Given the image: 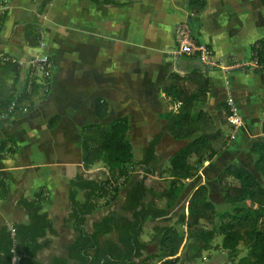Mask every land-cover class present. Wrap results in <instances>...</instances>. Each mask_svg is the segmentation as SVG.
Masks as SVG:
<instances>
[{
	"label": "trees",
	"instance_id": "1",
	"mask_svg": "<svg viewBox=\"0 0 264 264\" xmlns=\"http://www.w3.org/2000/svg\"><path fill=\"white\" fill-rule=\"evenodd\" d=\"M52 0H44L38 13L42 14ZM97 5L115 3L91 0ZM264 5V0H260ZM116 4V3H115ZM206 0H188L193 14L202 12ZM8 15L0 12V33ZM24 37L30 47H39L44 35L38 19L26 23ZM177 70H170L160 91L171 108L160 112L164 130L150 139L143 155L135 159L132 125L129 114L109 122H89L81 127L80 162L89 170L102 162L106 177L102 180L76 173L69 180V218L77 235L67 245V255H54L41 262L37 255L48 243L41 241L47 234L57 235L48 211L49 190L41 186L32 199L22 194L17 205L27 212L28 221H12L0 228V264H197L210 251L218 235L226 252L221 264H264V139L254 141L250 152L255 156L250 168L227 164L217 176L227 206L220 208L209 196V187L199 183L189 194L181 211L171 209L186 188V181L198 175L206 161L212 160L227 147L231 129L228 120L232 111L226 101L208 107L212 82L201 61L193 55L179 56ZM257 60L254 72L264 71V37L251 44V60ZM249 67V66H247ZM249 69V68H247ZM23 66L9 54L0 55V118L11 117L25 108L35 106L51 89V78L40 79L29 74L22 82ZM93 111L98 120L109 116V100L97 97ZM61 120L56 114L48 120L51 128ZM264 133V121L262 122ZM181 141L168 157V185L161 190L147 184L148 176L158 175L161 158L157 147L162 136ZM18 150L12 136L0 139V160ZM141 176L125 192L122 212L112 209L92 223L87 230V217L97 209L110 206L123 186L133 181V173ZM11 183L0 173V202L11 195ZM81 191L82 198H79ZM149 197V200L146 198ZM150 227L153 238H159V252L144 256L147 242L142 239ZM240 244L247 251L241 255Z\"/></svg>",
	"mask_w": 264,
	"mask_h": 264
},
{
	"label": "crops",
	"instance_id": "2",
	"mask_svg": "<svg viewBox=\"0 0 264 264\" xmlns=\"http://www.w3.org/2000/svg\"><path fill=\"white\" fill-rule=\"evenodd\" d=\"M7 1L8 5L6 4V8L8 9V15L0 33V45H6V48L8 47L9 49L2 50L0 55L6 53L19 61H22L18 56L19 49L30 52L42 48L30 47L26 43L24 37V27L26 23L37 18L38 25L42 29L43 18H47L51 12L54 11L55 15H52L57 18V15L60 16V14H66L69 11L70 13L67 14L72 18V14H76V8H78L75 5H69L65 12H62V10H54L53 8L56 4V0H52L47 5L44 12L39 14L38 10L44 0H6L5 2ZM110 1L116 4L108 3L97 5L91 1V4H88L87 7L106 12L105 18L110 20L111 16L113 18L112 22H117L122 17L120 20L126 25H131L132 23L134 26L136 25L135 33L142 31L146 33V35L143 45L140 41L136 43L133 42L134 44L128 48L129 55L125 52V49H120L117 51V56L110 55L108 57L109 51L103 45V38L101 42L91 40L90 42L87 41L86 43L76 44L69 48V50L72 49V53H75L76 50H81L82 53L89 52L93 55V58H95V65H98L97 62L100 63V73L91 75V79L93 80L90 84L92 91L89 94V99L92 106L97 97H106L109 100V116L113 112L111 108H128L127 111L118 115L129 114L130 118L131 113L133 114L131 109L133 111L136 108L145 109L146 107L147 109L149 103H160L161 97V99L165 101L167 108H171L168 99L161 93L160 86L170 70H177L179 56L185 54L178 51V43L176 40V30L182 27L186 29L194 39L209 44L214 49L215 56L221 62V65L216 67H208L204 64L203 66L212 82V91L208 98V107L213 110L218 102L225 101L228 96H232L242 118V124L244 122L243 126L235 127V129L232 127L230 129L234 130L231 135L228 133L229 140L234 141L238 138L245 139L246 137H251L248 129V124L251 122H257L258 127H262V122L264 121V102L260 94L262 86H256L254 81L264 76V71L257 73L251 69L238 68L242 63H248L251 60V44L256 39L264 37V5L260 0H206L207 4L204 10L198 14H193L189 11L187 6L188 0H172L170 4L171 9L167 8L164 11H162L159 4L155 3L153 0ZM0 2H2V0H0ZM74 2L76 1L74 0ZM17 8L19 12L16 11ZM27 11L31 14L28 15ZM166 12H168V15L170 14V22L158 28L157 24L165 20L164 14H166ZM142 17L144 20H142ZM55 22L56 23L53 24L55 26H60V28L64 25L60 24L61 22L58 23L56 20ZM68 23V26L71 25V27L74 28L80 27L76 22ZM44 28L47 30L49 29L46 26H44ZM87 28H89V26L85 24L84 30L87 31ZM42 32L45 40L46 32H44L43 29ZM105 37V42L109 45V36L105 35ZM110 41L111 43H118L119 47L126 43H132L131 37L127 35V33L110 35ZM98 45L101 46L102 53L104 54V56H100L101 59H99V55H97L96 46ZM158 49L161 51H158ZM64 50L65 49L62 47L58 49H53L52 47V49L47 52L52 58L53 65L55 61L57 62V60L59 61L62 59ZM24 56L27 57L25 64H28V58L32 57V55H27L26 53ZM223 56L227 58V64L222 61ZM25 64L22 71V82H24L30 74V71H25ZM58 64H60V62H58ZM61 65L62 64H60L57 70L54 66V87L50 89L48 95L35 106L22 110L32 111L31 114L25 116L26 119H23V123L19 124V127L27 124L30 129L29 137L25 140V145H23L19 137V131H17L16 127L17 122L15 121L17 115L22 111H19L11 117L0 118V139L12 136L18 143V150L14 155L7 159L0 160L1 174L6 175L10 179L8 175L9 171H16L24 178V183H22V187L20 188L22 191L19 190V195H15V203H17L20 195H26L27 191L25 188L27 186L32 187V191L34 190L33 196L36 191L35 188L46 186L49 190L51 199L54 200L52 185L58 188L60 185L64 184V193L67 194L68 197L70 178L76 173L84 175L81 171H76L75 164L60 162L56 157L60 155L61 149L63 152L66 151L67 147L64 143L65 140H70L72 150L68 153H64L63 157H75L76 142L73 125L77 122L76 119H81L82 121L85 118L80 114L76 115V108L70 105V103H67L68 98H57V95L78 92L76 86L82 83V81L79 80L80 78L77 79L78 75L69 71L68 61L64 62L63 67ZM135 67L142 69L137 72L133 71V73H131L132 75H130L129 70ZM230 70L236 71V77L234 79H229L228 77V73H231L229 72ZM254 75L259 78H254ZM67 86L69 89L66 88ZM122 89L125 93H123ZM111 94H113V96L115 94L116 96L111 99ZM130 95L133 97L130 98ZM57 104H59V106L63 105L69 111L62 112L59 110L56 114L61 115V120L55 127L51 128L48 124V120L56 115H51L55 112L52 111L51 106L54 108L58 106ZM55 110L57 111V108ZM137 114L138 112H136L135 118H137ZM139 114L141 115L140 112ZM142 114L143 117H148L145 115L146 113L144 111ZM95 118L97 117L95 116ZM159 118L161 119L160 115ZM12 121L14 124L11 123ZM40 121L46 122L47 130L38 133L37 128L38 122ZM162 122L164 126V121L162 120ZM246 122H248L247 126H245ZM147 124H151V120H149ZM261 133L264 135L262 129ZM164 134L167 133L165 132ZM253 142L254 141H252V143ZM21 151H26L28 155L36 151L34 156H40L49 151L55 156V160L54 163H50L49 160H47V163H43L40 167L34 166L35 164L29 158L17 164L8 162L7 167L1 165L2 162L11 160L12 157L16 156ZM226 151V153H231L227 148ZM80 164L82 165L81 162ZM11 168L14 169L11 170ZM71 169H75L73 175H70V172H68L71 171ZM38 172L43 174V177H39ZM87 177L96 178L93 176ZM12 195L13 189L10 196ZM26 196L29 199L33 198L32 195ZM78 197L82 198L81 191H79ZM68 205L70 209L69 200ZM25 217V219L17 221L27 222V212Z\"/></svg>",
	"mask_w": 264,
	"mask_h": 264
},
{
	"label": "rangeland",
	"instance_id": "3",
	"mask_svg": "<svg viewBox=\"0 0 264 264\" xmlns=\"http://www.w3.org/2000/svg\"><path fill=\"white\" fill-rule=\"evenodd\" d=\"M6 1V0H5ZM2 0V4L6 6L8 5V1L5 2ZM56 0V4L54 6V10H62V12H65L67 7L69 5H75L78 8L76 14H72V18H70L69 11L66 14H60L57 15L58 17H54L55 12H51L47 16V18H43V30L46 32L45 36V42L42 48H38L37 50L34 51H22L18 50V56L19 59L22 60L24 66L26 58L24 55L27 53L31 54L32 56H43L45 53L50 51L53 47V49H58V48H63L65 49L62 53V59L57 62L55 61L54 66L55 69L59 68L60 64L63 67L64 62L68 61V69L70 72L78 75V78L80 81H82L81 84H79L77 87L78 92H73L69 94H62V95H57V98H68L67 103H70L73 107L76 108V115H81L82 117H85L82 121L81 119H76L77 122H75L74 129H75V142H76V147H75V157L69 156L70 158H67L66 156L63 157L64 153H68L72 150L71 148V142L70 140H65L66 144V151H60V155L56 156L57 159L60 162H67V163H73L75 164L76 171H81L85 176H93L98 179H104L106 177V169L103 166L102 162H97L95 165L92 166L91 169L89 170H84L82 165L80 164V140H81V127L88 123V122H109L117 117H119L118 114L125 112L128 110V108H121V109H114L111 108L112 114L108 116L104 120H98L95 118L94 112H93V106L91 105L90 99H89V94L92 91V88L90 87V84L92 83L91 75H95L97 73H100V63L97 62L98 65H95V61L93 58V55H91L89 52H81V50H76L75 53H72L73 51L69 50L71 46H74L76 44H81V43H86L87 41L90 42L91 40H95L98 42H101V39L103 38V45L105 48L108 49V57L111 56H117V51L120 49H125V52L128 53L129 47L134 44L133 42H144V37L146 33H143L140 31L139 33L136 32V28L133 25H126L122 20L119 19L117 22H112L113 18L110 16V20L106 19V12H102L101 10H94L90 9L88 4H91L90 0ZM155 3L159 4V7L162 11L166 10L167 8L171 9V2L172 0H153ZM19 8V7H18ZM17 8V12H19V9ZM27 14H31L30 12L27 11ZM26 14V15H27ZM53 14V15H52ZM109 14V13H108ZM169 16L168 12L164 14L165 20L159 22L157 24L158 28L164 26L167 24L169 21ZM58 21L60 24H64L63 27L60 28V26H55L53 23ZM142 20L144 18L142 17ZM68 22H73L77 23L80 25L79 28H74L71 27V25ZM57 23V24H58ZM89 26L87 28V31L84 30V25ZM46 26L49 28L48 30L44 28ZM86 27V26H85ZM71 28V30H70ZM177 32V30H176ZM124 34L127 33L131 37L132 43H126L122 46L119 47L118 43H111L110 41V35H117V34ZM54 35V36H53ZM105 35L109 36V45L108 43L105 42ZM177 35V33H176ZM168 46V44H167ZM166 46V47H167ZM97 48V55L102 57L104 54L102 53L101 46L98 45L96 46ZM8 48V47H7ZM6 45H0V52L2 50L7 49ZM9 49V48H8ZM158 51H161L158 49ZM52 53V52H51ZM129 55V53H128ZM176 55V54H173ZM29 57L28 59H30ZM55 58V56H54ZM217 58V57H216ZM226 57H222V61L227 64ZM56 60V59H55ZM60 62V64H58ZM142 66H143V61H142ZM249 66V67H247ZM61 67V68H62ZM26 70L29 71L28 64H25L24 67ZM238 68H249L247 70H253L254 66H252L251 61L248 63H242ZM54 69V67H53ZM142 68L135 67L131 68L129 70V74L132 75L131 73L140 71ZM228 73L229 79H234L236 77V71L235 70H230ZM26 73V72H25ZM99 75V74H98ZM96 78V76H95ZM254 78H259L258 76L254 75ZM41 79V78H40ZM115 80V79H114ZM130 83V82H129ZM254 84L258 87L262 86V90L260 92L263 102H264V76H261V78L257 79V81H254ZM54 87V77L52 75L51 77V88L53 89ZM69 89V87H66ZM123 93L125 91L122 89ZM111 99L115 97L116 95L111 94ZM133 96L130 95V98ZM162 98V97H161ZM160 98V103L158 104H152L149 103L148 108H136L134 111L131 109L133 114L131 113V122H132V129L133 133L131 136L132 139V144L134 148V155L135 159L139 160L142 155H143V148L147 145L149 139L153 136H155L159 131L163 130V122L159 118V112H162L167 108V105L165 104V101ZM70 100V101H69ZM58 106H55L54 108L51 106L52 111H55L53 114L58 113L59 110L62 112L67 110L63 105L57 104ZM157 105V106H153ZM57 108V111L55 110ZM78 110V111H77ZM141 110V111H140ZM143 111L146 113L145 115L148 117H143ZM32 111H22L17 115V119L15 120L17 122V131H19V137L21 138V141L23 145H25V140L29 137L30 129L28 128V125H24L22 127H19L20 123H23V119H26L25 116L28 114H31ZM138 112L136 115L137 118H135V114ZM141 113V115L139 114ZM133 115V117H132ZM121 116V115H120ZM3 118V117H2ZM151 120V124H147V122ZM12 124L13 121L11 122ZM248 122L245 123V126H247ZM241 124L240 126H243ZM47 124L44 121L38 122V128L37 132H43L47 130ZM238 127V126H234ZM233 129V130H234ZM248 129L250 131V136L251 137H246L245 139H236L234 141H228L229 145L226 147L228 150H230L231 153H226V148L222 150L219 154H217L212 160L206 161L198 173L197 176L192 178L191 180L188 179L186 182V188L184 189L183 193L181 194L178 202L176 205L171 209V212L173 211H181L182 208L185 206L187 198L191 191L199 184V183H205L209 187V196L210 199L213 200L220 208H225L227 206V202L224 197V193L221 192L218 181H217V176L218 173L229 163H236L240 164L243 166H246L256 172L255 166H254V160L255 156L250 152V144L252 141L256 140H262L264 139V135L261 133V128L258 127L257 122H251L248 124ZM2 130V129H1ZM224 130L227 133L232 134L233 130L228 129L227 127H224ZM3 132V131H1ZM182 144L181 141L175 140L171 138L167 134H163L162 136V141L157 147V153L159 154L161 161L157 165L158 169V175H151L148 176L147 178V184L150 186L155 187L158 190L164 189L168 183H167V178H168V157L170 154L180 145ZM36 154V151L31 154H27L26 151H21L19 152L16 156L12 157L11 160L9 161H4L2 162L1 165L7 167L8 162H11L12 164H17L22 161H26L25 159H30L32 162L35 164L34 166L40 167L42 166L43 163H47V160H49L50 163H54L55 156L51 152H46V154H41L40 156H34ZM73 158V159H71ZM53 165V164H51ZM14 168H11L13 170ZM8 170V169H7ZM70 172V175H73L75 172V169ZM256 174L259 176V174L256 172ZM8 175L10 176V182H11V188L13 189V195L9 196V198L5 201L0 202V228L9 222L12 221H17V220H23L25 219L26 211L23 210L20 206L17 205V203L14 202L15 195H19V190L22 187V183H24V178L23 176H20L18 172L16 171H9ZM39 177H43V174L38 172ZM141 176L139 172L133 173V181L122 187L121 193L118 196L117 200L113 202L110 206L104 207L101 209H97L93 214L89 215L87 217L85 227L86 229H91L92 223L95 219L101 217L104 215L107 211L115 209L120 212L121 210V202L124 198L125 192L129 189V187ZM35 182V181H33ZM43 184V183H42ZM41 185V184H40ZM52 185V184H51ZM59 185V183H58ZM38 187V186H37ZM40 188V187H39ZM39 188H35L36 191ZM26 195H32L33 197V191L32 187L27 186L25 188ZM22 191V190H20ZM35 191V192H36ZM12 192V191H11ZM52 193L54 194V200L51 199L50 201L45 205L44 209L48 211L49 216L53 220L55 227L57 229L58 234H47L45 238H43L41 241H45L46 239H49L50 242L48 245H46L42 250L37 255V259L40 260L41 262H47L51 259L52 256L54 255H67V245L68 243L76 236V232L73 230V220L69 218V205H68V197L67 194L64 193V184L60 185L58 188L53 187L52 185ZM146 200H149V197L146 198ZM4 202V203H3ZM154 231L150 228L147 227L144 230V233L142 235V239L147 242L146 249L144 251V256L150 255L152 253L159 252V238H153ZM223 236L218 235L213 243L212 246L213 248L210 251H207L204 253L203 260L200 262H197V264H221L225 261L226 259V252L221 249L220 244L222 242ZM241 248V255L245 254L247 251L243 248V244H240Z\"/></svg>",
	"mask_w": 264,
	"mask_h": 264
},
{
	"label": "built area",
	"instance_id": "4",
	"mask_svg": "<svg viewBox=\"0 0 264 264\" xmlns=\"http://www.w3.org/2000/svg\"><path fill=\"white\" fill-rule=\"evenodd\" d=\"M6 9V6L0 2V12ZM176 40L178 43V51L188 55L196 56L202 64L208 67H216L221 65L220 60L215 56L214 49L207 43L194 39L191 34L184 28L180 27L177 30ZM45 40L39 47H43ZM16 59L13 57V60ZM19 61V60H18ZM23 64L22 61H19ZM252 66H257V60L251 61ZM28 67L30 74L37 78L46 79L51 78L53 75V61L48 53L43 56H32L28 60ZM225 101L230 107L232 113L228 116V120L234 126H240L242 124V118L239 114L238 108L235 104V100L232 96H228Z\"/></svg>",
	"mask_w": 264,
	"mask_h": 264
},
{
	"label": "water",
	"instance_id": "5",
	"mask_svg": "<svg viewBox=\"0 0 264 264\" xmlns=\"http://www.w3.org/2000/svg\"><path fill=\"white\" fill-rule=\"evenodd\" d=\"M28 217V216H27Z\"/></svg>",
	"mask_w": 264,
	"mask_h": 264
}]
</instances>
